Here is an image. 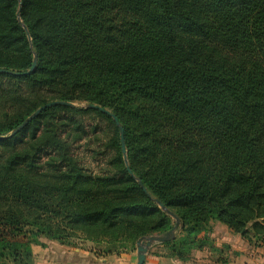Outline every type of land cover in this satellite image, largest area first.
Returning <instances> with one entry per match:
<instances>
[{
	"label": "trees",
	"instance_id": "obj_1",
	"mask_svg": "<svg viewBox=\"0 0 264 264\" xmlns=\"http://www.w3.org/2000/svg\"><path fill=\"white\" fill-rule=\"evenodd\" d=\"M0 69V136L96 104L132 173L97 109L0 138V264L77 234L106 252L167 235L185 261L214 221L264 247V0H0ZM86 116L107 126L96 171L74 151Z\"/></svg>",
	"mask_w": 264,
	"mask_h": 264
},
{
	"label": "crops",
	"instance_id": "obj_2",
	"mask_svg": "<svg viewBox=\"0 0 264 264\" xmlns=\"http://www.w3.org/2000/svg\"><path fill=\"white\" fill-rule=\"evenodd\" d=\"M213 248L193 249L190 257L178 260L160 254V243L147 251L143 264H264V247L253 246L219 222H212ZM43 244L32 246L33 264H136V249L104 252L86 244H62L40 238Z\"/></svg>",
	"mask_w": 264,
	"mask_h": 264
},
{
	"label": "water",
	"instance_id": "obj_3",
	"mask_svg": "<svg viewBox=\"0 0 264 264\" xmlns=\"http://www.w3.org/2000/svg\"><path fill=\"white\" fill-rule=\"evenodd\" d=\"M17 18L20 21L19 18V11H17ZM24 29L26 30V27L23 26ZM36 65V57L34 56L31 66L29 68V70L26 73H30L31 71H33L34 67ZM0 73H12L15 74V72H10L4 69H0ZM55 105H63V106H70V107H74V106H78L76 104H74L73 102L70 101H63V100H54V101H50L48 103H45L44 105L38 107L35 111H33L29 116H27L19 125H17L8 135H4V136H0V138H5V137H10L13 134H15L16 132H18L19 130H21L22 128H24L34 117H36L42 110L49 108L51 106H55ZM80 107H85V108H92V109H97L100 110L108 115L111 116V118L113 119L115 125L118 127L119 129V137H120V145H121V150H122V155H123V160L126 166L127 171L129 172V174L132 175L131 170L128 167V163H127V159H126V149H125V144H124V140H123V128L121 127V125L118 122L117 117L111 113L109 110L102 108L101 106H98L96 104H82L79 105ZM140 183V182H139ZM143 188V187H142ZM144 189V188H143ZM159 206L162 207V204L160 202H158ZM163 210L170 215L171 217H173L176 220V223L174 225V228L177 226L178 224V218L176 215H174L171 211L164 209ZM168 239L167 235H159V234H152V235H148L146 237H142L140 239L137 240L136 242V264H143L144 260H145V256L146 253L148 251V249L155 243H160L163 242L165 240Z\"/></svg>",
	"mask_w": 264,
	"mask_h": 264
},
{
	"label": "rangeland",
	"instance_id": "obj_4",
	"mask_svg": "<svg viewBox=\"0 0 264 264\" xmlns=\"http://www.w3.org/2000/svg\"><path fill=\"white\" fill-rule=\"evenodd\" d=\"M73 103L78 105V106L84 104V103H78V102H73ZM84 124L86 125V130H87L86 137L84 140L77 143L74 151L78 155V157L81 159V161L85 167L91 169L92 171H96L98 169V167L103 165V162L100 158V155H97V156L95 155V151L98 150L97 148L101 144L99 137L101 138V137H103V135H100L97 138L96 137L97 135L91 131V128L94 125H96L97 127H100L102 129L106 130L107 126H106V123L104 121L98 120V119L93 118V117H88V116L84 117ZM211 226H212V222H211ZM69 242L70 243H68V244H74L75 245V244L81 243V244L89 245L90 247H93V248L97 247V249H100L104 252H106L107 246L113 248L112 244L107 245L104 242H95V241H92L89 239H85L84 236H81L78 234L76 236L71 237L69 239ZM250 245H252V244H250ZM135 249H136V245L134 248L130 245H127L125 247H121L120 249H118V251H128V250H135ZM32 253H33V251H32Z\"/></svg>",
	"mask_w": 264,
	"mask_h": 264
}]
</instances>
